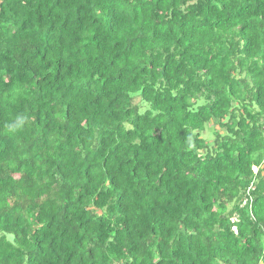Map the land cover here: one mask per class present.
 Returning <instances> with one entry per match:
<instances>
[{"label": "trees", "instance_id": "1", "mask_svg": "<svg viewBox=\"0 0 264 264\" xmlns=\"http://www.w3.org/2000/svg\"><path fill=\"white\" fill-rule=\"evenodd\" d=\"M0 264H264V0H0Z\"/></svg>", "mask_w": 264, "mask_h": 264}, {"label": "rangeland", "instance_id": "2", "mask_svg": "<svg viewBox=\"0 0 264 264\" xmlns=\"http://www.w3.org/2000/svg\"><path fill=\"white\" fill-rule=\"evenodd\" d=\"M209 135H210V130H209V128H207V130L205 131V134L203 135V137L206 139V138L209 137Z\"/></svg>", "mask_w": 264, "mask_h": 264}]
</instances>
